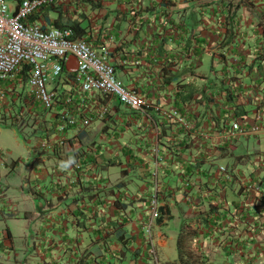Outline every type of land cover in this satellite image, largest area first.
Segmentation results:
<instances>
[{"label":"crops","instance_id":"crops-1","mask_svg":"<svg viewBox=\"0 0 264 264\" xmlns=\"http://www.w3.org/2000/svg\"><path fill=\"white\" fill-rule=\"evenodd\" d=\"M135 1L78 0L77 14L68 16L89 27L97 49H107L117 78L146 95L148 116L63 84L73 92L70 111L91 123L42 129L20 176L21 196L12 184L0 187V264H75L97 252L98 227L112 230L119 205L132 209L124 228L140 234L155 165L169 211L162 224L192 219L199 225L193 245L210 264H264V0ZM75 66L71 56L63 69ZM98 103L108 104L102 117ZM60 110L57 104L46 114ZM233 119L241 131L228 135ZM200 216L209 227L197 223ZM105 245L119 248L107 242V254Z\"/></svg>","mask_w":264,"mask_h":264},{"label":"built area","instance_id":"built-area-1","mask_svg":"<svg viewBox=\"0 0 264 264\" xmlns=\"http://www.w3.org/2000/svg\"><path fill=\"white\" fill-rule=\"evenodd\" d=\"M9 1V2H8ZM74 0H0V107L6 103L9 95H17L22 91L23 84L19 76L23 64L29 65L25 84L33 101L47 111L54 106L56 88H47L48 83H55V79L61 74L69 57L76 59L73 68V85L78 87L79 95L100 93L110 98H116L130 111H135L148 116L151 102L145 94L135 88L125 86L116 76L115 68L108 59L106 48L97 49L89 44L85 38L74 36V31L68 26L42 27L35 20H29L31 13L41 5H62ZM138 63V60H135ZM58 86V84H57ZM72 95L65 99L64 103H70ZM95 111L99 117L108 111L107 103H98ZM68 106L60 110L62 120L57 129L62 130L68 125L88 126L91 117L84 115L78 118L68 113ZM170 116L178 121L183 117L176 109L170 111ZM257 130V127H254ZM240 132L237 119L231 121L228 135ZM156 159L160 156V148L154 149ZM225 178L231 177V172L224 165L218 166ZM159 178V167L154 166L150 173V193L148 196V220L143 224L145 237L148 240V255L150 264H160L155 249L156 218L159 213L160 195L162 192ZM156 237L164 239L162 232Z\"/></svg>","mask_w":264,"mask_h":264},{"label":"trees","instance_id":"trees-1","mask_svg":"<svg viewBox=\"0 0 264 264\" xmlns=\"http://www.w3.org/2000/svg\"><path fill=\"white\" fill-rule=\"evenodd\" d=\"M77 1L78 0L68 1L62 5H57V6L51 4L41 5L31 13V15L29 16V20L45 21L47 24L46 23L41 24L42 27H47V26L71 27L74 31V36L83 37L89 44L95 46L89 41L88 38V34L90 31L89 27L86 24L85 25L82 24V21L78 20L77 18H72L68 16V12H73L77 14L75 8H73V6L75 5L74 3H76ZM125 1L128 2V0ZM52 13H55L56 17L54 18L50 17V14ZM28 70H29V65L23 64L20 70L21 74L17 76V78L21 77V83L23 84L22 91H19L17 95L14 94L9 95L10 97L7 99L6 103L3 104L4 107L8 106V104L13 106L14 104L13 102L17 101V99L18 101H22V103L28 106L30 105L29 108L40 106L38 102H36L35 100L33 101L32 96H30L28 93L26 85L24 86L26 80V74ZM73 79H74V73H69L63 69L61 74L54 81L55 88L60 89V94H59L60 97H58L59 99L56 100H58L57 104L61 106V109L69 105V103H64V101L69 96V94L71 95V93H73L70 90L66 91V89H64L62 85L67 83L73 84ZM57 84L60 86V88L57 87ZM57 104H55L54 106L56 107ZM68 108H69L68 113L70 115H75L78 118L84 116L83 112L75 114L72 111H70V106ZM39 110L42 111L40 112L42 115L44 111H47L42 107L39 108ZM60 115H61L60 112L55 113L53 116L50 115L51 117L50 120L49 118L44 117L45 120L48 121V123L50 122V124H47L45 129L53 130L55 127L57 128V125L62 121L60 119ZM13 121L14 120H12V123L10 122V123H0V124L10 126L13 128L15 132H17L19 131V129H17V127L13 125ZM70 126H74V125H68L67 127ZM166 144L167 146H170L168 143ZM0 157H1V151H0ZM120 160H121V156H119L118 158L113 157V159H111L110 162L115 164V162L117 161L119 163ZM198 167L199 166L197 163L193 164V169L195 168L197 169ZM193 169L191 171L189 169H186L185 171V173H187L186 175L190 176V174H193L194 172ZM207 178L208 180L211 179V177H207ZM114 202H116V204H119L118 201H114ZM164 207L165 206L159 207V213L156 218L157 224H162L163 217L166 215L169 216L168 209L165 210L163 209ZM116 210L118 211L119 214L108 221V225H111L112 230L104 231V228L98 227L99 233L97 240L99 243H98L97 252L92 255L87 254L88 256L78 258L75 264H150V257L148 255V249H147L148 240L145 237L144 230L141 229L140 234L134 235L133 233H131L130 230L124 228L125 220L127 221L129 220V218L132 217V213H131L132 209H130L129 214L126 213L127 208L125 206L123 207L119 205L116 208ZM125 215L127 217H125ZM141 217H142L141 218L142 223L140 226H143V223H145L148 220V217L146 214L144 215V218L143 215ZM179 217L181 224L176 237V246L178 253L177 258L173 260H167L165 261L164 264H210L209 257L193 245V242L199 236V225H195L194 222H192V219L187 220L185 216L182 217L179 216ZM174 218L175 220H179L178 217L174 216ZM196 219H197V223L203 224L204 227L210 226L209 224L210 221L207 217L200 216V217H196ZM107 242L118 244L119 248H116L114 250L105 245V247L109 249V253L107 254L103 246V244H106Z\"/></svg>","mask_w":264,"mask_h":264},{"label":"rangeland","instance_id":"rangeland-1","mask_svg":"<svg viewBox=\"0 0 264 264\" xmlns=\"http://www.w3.org/2000/svg\"><path fill=\"white\" fill-rule=\"evenodd\" d=\"M133 2L137 4L135 0H133ZM140 2L141 0H138V4ZM53 87H55V83L51 82L47 84L48 89H52ZM56 92L55 104L58 103L56 99L60 97V89H56ZM13 103V106L8 104L6 107L3 105L0 107V123H12V120H14L13 125L19 129V131L15 132L12 127L0 124V187L3 190L5 185L12 184L9 189L15 190V194L19 197L21 193L19 194L16 190L19 188L17 186L20 182V176L27 171L28 165L32 161V154L37 153L35 151H37L36 149H38V146L41 144L40 133L48 124L45 118L47 117L50 120L51 117L49 114H46L47 111L43 110V115L40 113L42 112L39 110L41 106L29 108L30 105L28 106L22 103V101H18V99ZM117 131L120 132L119 129ZM27 133L29 136H27ZM86 147V144L83 145L84 149ZM151 170H154V166ZM22 197H24V194ZM23 200L25 201L24 198ZM8 207L12 208L11 206ZM0 208L3 209V206L0 205ZM5 211H7V209H5ZM9 219L10 218L7 220ZM175 221L176 220L173 218L168 224H162V227L160 226L161 228H159L156 222L157 226L153 227V232L155 233V249L160 264H164L167 260L177 258L176 237L180 228V223L178 222L176 225ZM4 226L5 223L0 221V229ZM158 231L162 232L165 236L163 243H161L162 240L159 241V237H156Z\"/></svg>","mask_w":264,"mask_h":264},{"label":"clouds","instance_id":"clouds-1","mask_svg":"<svg viewBox=\"0 0 264 264\" xmlns=\"http://www.w3.org/2000/svg\"><path fill=\"white\" fill-rule=\"evenodd\" d=\"M35 21H37V20H35ZM39 23V22H38Z\"/></svg>","mask_w":264,"mask_h":264}]
</instances>
